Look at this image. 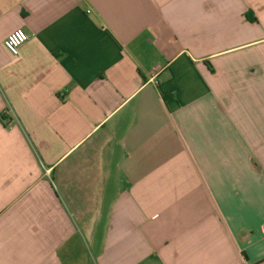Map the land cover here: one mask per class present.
I'll return each instance as SVG.
<instances>
[{
    "label": "crops",
    "instance_id": "obj_1",
    "mask_svg": "<svg viewBox=\"0 0 264 264\" xmlns=\"http://www.w3.org/2000/svg\"><path fill=\"white\" fill-rule=\"evenodd\" d=\"M263 228L264 0H0V264H264Z\"/></svg>",
    "mask_w": 264,
    "mask_h": 264
},
{
    "label": "built area",
    "instance_id": "obj_2",
    "mask_svg": "<svg viewBox=\"0 0 264 264\" xmlns=\"http://www.w3.org/2000/svg\"><path fill=\"white\" fill-rule=\"evenodd\" d=\"M28 38L29 37L24 30L16 29L5 38L3 46L11 56H17L20 46L24 44ZM7 113L12 114L11 110H8Z\"/></svg>",
    "mask_w": 264,
    "mask_h": 264
}]
</instances>
